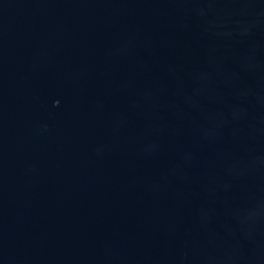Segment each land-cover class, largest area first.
I'll use <instances>...</instances> for the list:
<instances>
[{"label":"water","instance_id":"water-1","mask_svg":"<svg viewBox=\"0 0 264 264\" xmlns=\"http://www.w3.org/2000/svg\"><path fill=\"white\" fill-rule=\"evenodd\" d=\"M0 264H264V0H0Z\"/></svg>","mask_w":264,"mask_h":264}]
</instances>
